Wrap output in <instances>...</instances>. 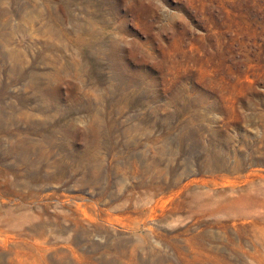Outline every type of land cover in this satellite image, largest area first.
Segmentation results:
<instances>
[{"label":"rangeland","instance_id":"374dc122","mask_svg":"<svg viewBox=\"0 0 264 264\" xmlns=\"http://www.w3.org/2000/svg\"><path fill=\"white\" fill-rule=\"evenodd\" d=\"M0 264H264V0H0Z\"/></svg>","mask_w":264,"mask_h":264}]
</instances>
